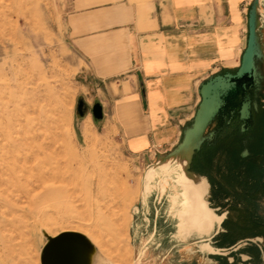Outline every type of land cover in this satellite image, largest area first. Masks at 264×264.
I'll return each instance as SVG.
<instances>
[{
  "label": "rangeland",
  "instance_id": "obj_1",
  "mask_svg": "<svg viewBox=\"0 0 264 264\" xmlns=\"http://www.w3.org/2000/svg\"><path fill=\"white\" fill-rule=\"evenodd\" d=\"M86 5L0 0V264H40L43 229L51 236L84 234L109 260L104 264H206L202 244L211 232H181L172 174L164 170L145 183L146 163L128 156L115 134L92 125L93 103L81 89L89 80H80L84 74L75 67L68 37L83 27L72 16ZM260 68L264 75V61ZM260 124L259 144L249 145L244 159L242 143L253 131L239 136L232 120L194 165L208 177L213 202L229 208L234 237L264 220V114Z\"/></svg>",
  "mask_w": 264,
  "mask_h": 264
},
{
  "label": "crops",
  "instance_id": "obj_2",
  "mask_svg": "<svg viewBox=\"0 0 264 264\" xmlns=\"http://www.w3.org/2000/svg\"><path fill=\"white\" fill-rule=\"evenodd\" d=\"M87 2L85 10L72 16L83 27L68 37L75 67L84 74L80 80H89L81 89L100 108V118L90 113L92 125L115 134L128 156L151 163L179 143L199 103V85L239 66L252 0H83ZM216 143L201 147L192 171L202 150ZM164 160L159 157L147 167L145 183L156 165L161 172L170 169ZM205 177L207 200L217 215L225 213L222 221L202 201V182L185 176L195 192L186 210L191 233L202 237L211 232L202 242L208 250L206 264H264V220L254 222L249 234L234 237L229 208L213 202Z\"/></svg>",
  "mask_w": 264,
  "mask_h": 264
},
{
  "label": "water",
  "instance_id": "obj_3",
  "mask_svg": "<svg viewBox=\"0 0 264 264\" xmlns=\"http://www.w3.org/2000/svg\"><path fill=\"white\" fill-rule=\"evenodd\" d=\"M260 4L264 6V0H252L249 6L246 44L237 69L233 73L211 76L199 85V103L190 125L182 131L179 143L168 153L156 155L154 161L145 166L147 169L159 157L167 159L189 148L185 172L193 179L202 182L204 186L202 201L212 214L220 218V221L225 213L217 215V209L211 208L207 200L210 191L209 182L205 176L191 170V163L201 147L204 144L212 145L218 134L227 129L232 120L239 123V134L247 132L252 125V111H256V100L260 98L259 93L264 80L260 68L264 61V51L258 34ZM80 107L81 110L84 109L81 101L78 103V109ZM78 112L81 115V112ZM91 112L94 118H100V108L97 104L92 106ZM246 154V149H243L240 156ZM46 240L40 264H104V260L98 257L94 247L83 235L60 233L53 238L47 237Z\"/></svg>",
  "mask_w": 264,
  "mask_h": 264
},
{
  "label": "bare ground",
  "instance_id": "obj_4",
  "mask_svg": "<svg viewBox=\"0 0 264 264\" xmlns=\"http://www.w3.org/2000/svg\"><path fill=\"white\" fill-rule=\"evenodd\" d=\"M261 7V6H260ZM262 20V19H261ZM262 28V27H261ZM264 47V46H263ZM194 142H192L193 144ZM189 148L184 149L180 154L177 155H173L170 156L169 158H167L166 160H164V168L167 169L170 167V169H168V171L172 174V179L175 183V185L178 188V192H179V205H180V220H181V224L180 228H181V232L184 233V236L192 234L191 233V226L188 223L189 221V213L188 211H186L190 206L189 204H191V200H194L193 195L195 194V192L193 190H190L187 179L185 178V176L190 177V175H188L185 172V162L188 158V153H189ZM175 164H177V166H175ZM173 166V167H171ZM161 172V168L158 167V165L155 166L154 169L151 170V173L149 175V179L151 180L153 178V176H155L156 174ZM185 175V176H184ZM152 177V178H151ZM162 178V177H161ZM167 184V183H166ZM170 185V184H169ZM155 190V189H154ZM158 190V189H157ZM163 190V189H162ZM159 191V190H158ZM168 191V190H167ZM157 195V194H156ZM148 197V196H147ZM158 198V197H157ZM165 198V197H164ZM162 203V202H161ZM161 205V204H160ZM167 207V206H166ZM174 207V205H173ZM160 208V207H159ZM148 209V208H147ZM170 210V209H169ZM177 211V210H176ZM146 212V211H145ZM178 213V212H177ZM164 214V213H163ZM148 215V214H147ZM168 215V214H167ZM175 215V214H174ZM144 217V216H143ZM173 217V216H172ZM172 219V218H171ZM139 220V219H138ZM147 220V219H146ZM156 217H154L153 220V224H152V228L155 230L156 228V223H155ZM177 221V220H176ZM140 223V222H138ZM177 223V222H176ZM169 225V224H168ZM174 226V225H173ZM145 227V226H144ZM146 228V227H145ZM176 228V227H175ZM163 230V229H162ZM45 235L49 238H53L55 236H51L49 234L46 233V231L43 229ZM136 231V228H135ZM161 231V230H160ZM60 233H78L80 235H83L88 241L89 243L92 245V247H94L95 251L98 253V257L102 258L104 261H109L100 251L99 249L93 244V242L87 238L84 234L80 233V232H76V231H63ZM59 233V234H60ZM154 233V231H153ZM179 233V232H178ZM156 234V233H155ZM161 234V233H160ZM183 235V234H182ZM171 236V235H170ZM178 236V235H177ZM164 237V236H163ZM180 237V236H179ZM162 238V237H161ZM178 239V238H177ZM173 240V239H171ZM179 240V239H178ZM157 241V240H156ZM175 241V240H174ZM153 242V241H152ZM159 242V241H158ZM145 245V244H144ZM180 245V244H178ZM152 247V246H151ZM207 247V246H205ZM204 247V248H205ZM142 248V247H141ZM153 248V247H152ZM158 251V250H157ZM162 251V250H161ZM166 252V251H165ZM186 252V251H185ZM138 253V252H137ZM157 253V252H156ZM160 254V253H159ZM168 254V253H167ZM152 256V254H151ZM162 256V255H161ZM160 256V257H161ZM165 256V255H164ZM159 257V258H160ZM142 258L139 260L141 261ZM157 261V260H156ZM150 262V261H149ZM112 264V263H111ZM146 264V263H145ZM150 264V263H148Z\"/></svg>",
  "mask_w": 264,
  "mask_h": 264
},
{
  "label": "flooded vegetation",
  "instance_id": "obj_5",
  "mask_svg": "<svg viewBox=\"0 0 264 264\" xmlns=\"http://www.w3.org/2000/svg\"><path fill=\"white\" fill-rule=\"evenodd\" d=\"M262 88H263V85H262ZM261 96H263L264 97V92H263V89L261 90V92L259 93V99H257L256 101H257V108H256V111H252V125L250 126V128L252 129V136H251V139H248L247 141H244L242 144V147H243V149H246V151H247V154L245 155V156H247L248 155V147H249V145H253V146H255V147H257L258 146V140H257V136H258V133H259V129L261 128V120H262V118H263V114H264V102H263V100H262V97ZM250 130V129H249ZM248 130V131H249ZM247 131V132H248ZM239 133V132H238ZM243 134H246V132L245 133H243ZM243 134H238L239 136H243ZM242 149V150H243ZM241 154V153H240ZM240 154H239V159H244L245 158V156H243V157H241L240 156Z\"/></svg>",
  "mask_w": 264,
  "mask_h": 264
},
{
  "label": "trees",
  "instance_id": "obj_6",
  "mask_svg": "<svg viewBox=\"0 0 264 264\" xmlns=\"http://www.w3.org/2000/svg\"><path fill=\"white\" fill-rule=\"evenodd\" d=\"M193 169H194V166H193ZM196 171V170H195ZM263 177H264V167H263ZM197 172V171H196ZM199 173V172H198ZM258 231H260V230H256V232H258ZM259 233V232H258Z\"/></svg>",
  "mask_w": 264,
  "mask_h": 264
}]
</instances>
